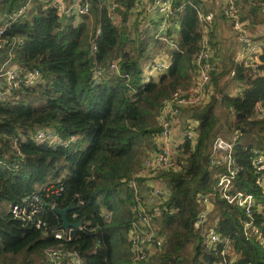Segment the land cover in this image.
<instances>
[{
	"label": "trees",
	"instance_id": "16d2710c",
	"mask_svg": "<svg viewBox=\"0 0 264 264\" xmlns=\"http://www.w3.org/2000/svg\"><path fill=\"white\" fill-rule=\"evenodd\" d=\"M22 1L1 0L0 11ZM88 2L95 26L100 27L93 53L88 37L89 16L77 25L62 27L54 9H39L7 32L25 36L15 61L21 67L40 69L44 81L22 87L18 90L20 96L0 103V159L6 163L0 164V264H24V259L34 264L35 257H40L46 247L57 245L76 250L85 264H114L119 255L112 231L119 226L127 232L133 202V191L120 179L140 168L141 158L134 156L141 151L143 141L147 144L146 155L155 147L159 107L175 90L187 88L194 80L192 59L200 39L196 10L211 8L218 16L222 14L215 2L176 0L185 3L178 35L181 51H170L169 69L142 86L141 59H152L154 52L152 56L145 50L136 52V41L125 33L133 0H115L124 23L121 26L108 18L105 0ZM152 42V49L162 46L156 40ZM112 58H119L122 75L107 74L93 85L94 65L105 66ZM260 60L264 61V48ZM263 67L260 64L254 70L232 62L233 76L229 75L230 70L214 75L210 101L186 111L187 118L197 122L196 141L184 140L178 145L174 166L161 174L170 193L156 217L164 243L153 257V264H213L221 257L206 248L194 227L202 207L197 201L200 193L211 196L214 209L210 215L216 219L217 230L231 240L232 252L238 256L235 264H264L256 237L246 239L243 235L242 210L222 200L214 187L215 175L223 166L209 160L213 138L218 134L229 139L237 130L233 156L239 170L234 187L257 197L261 209L255 211L254 220L264 236V194L256 183L259 176L264 178V169L256 172L252 165L254 150L264 155V118L253 116L255 104H264V75L258 72ZM236 86L241 89L232 94ZM220 109L223 120L218 117ZM45 126L53 127L64 138H77L67 147L35 143L31 135ZM17 159L18 165L13 168ZM52 183L63 189L60 195L45 198L42 187ZM34 192L45 202L41 218L47 224L46 231L23 222L9 210L10 204L19 203ZM70 203L68 220L81 224L70 227L69 241H60L54 233L63 229L61 218L51 206L64 208ZM108 212L109 220L104 216ZM189 246L192 254L186 259ZM125 256L126 252L123 259L128 261Z\"/></svg>",
	"mask_w": 264,
	"mask_h": 264
},
{
	"label": "built area",
	"instance_id": "2783aa9c",
	"mask_svg": "<svg viewBox=\"0 0 264 264\" xmlns=\"http://www.w3.org/2000/svg\"><path fill=\"white\" fill-rule=\"evenodd\" d=\"M1 1V0H0ZM205 3L215 2L220 6L221 16L214 9H197V21L200 31L198 50L194 53L192 63L194 80L185 89L175 90L159 107L156 122L158 131L153 139L155 147L146 155L139 171L130 177H122L120 181L133 191V202L130 205L131 218L127 230V242L129 246V264H153V257L162 249L164 236L160 232L156 217L160 213V205L169 196V189L152 183L153 178H159L165 171L170 170L175 163L174 146L180 145L184 140L196 141L194 127L195 120L187 118L185 111L200 105H205L214 95L213 77L219 70L218 62L211 48V35L216 21L219 17L229 22L232 32L235 34L238 50V63L251 67L254 70L261 62L260 55L264 48V34L259 33L260 38L254 39L247 22L243 19L242 5L237 0H201ZM108 9V18L116 25L121 26L122 16L116 11L120 7L115 0H105ZM185 3L176 0H133L129 8L125 24L128 35L137 41V36L146 38L147 46L153 45V40L163 44V50L148 62H145L139 77V83L143 86L153 82L159 75L166 72L171 65L170 51H181L178 46V35L180 29V17ZM51 8L56 11L60 25H77L84 16L90 14V3L88 0H23L14 8L0 11V103L17 98L16 91L22 87H33L42 83L43 75L36 67H21L16 61L17 51L24 45L26 39L21 34H8V30L14 24L30 19L39 9ZM129 22H133L129 23ZM131 31V32H130ZM100 34V27L96 25L93 32L89 33V44L91 52L97 50L96 39ZM159 53V54H158ZM119 58L110 59L105 66L94 65L91 73V82L96 85L108 75H122L118 65ZM264 75V67L258 71ZM230 69L229 75H234ZM257 73V72H256ZM124 77L128 79L126 74ZM184 114L183 127L181 129V141L177 144L171 143L172 129L177 122V117ZM253 116L256 119L264 118V104L257 102L254 106ZM239 132L235 130L227 139L216 135L211 143L209 160L223 170L215 175L214 187L218 196L227 204L233 205L243 212L240 220L241 229L246 239L256 237L263 250L264 258V236L261 235L258 225L255 224V211L261 209L257 197L249 192L237 190L234 180L239 167L233 156L235 141ZM67 138V140H64ZM62 137L53 127L45 126L38 128L31 139L37 144H45L48 147H67L76 140L75 135ZM16 147V141L13 142ZM252 165L256 172L264 169V155L253 151ZM18 159L14 161L13 168L17 167ZM0 164L5 165L0 159ZM256 183L264 194V178L259 176ZM62 186L48 184L42 187L44 196L60 195ZM208 193L197 194V201L202 208L198 212L194 222L195 229L201 234L206 248L220 253L221 257L213 264H235L238 256L232 252L231 240L223 236L216 228V219L209 221L214 209V204ZM45 202L40 194L34 192L19 203L10 204V212L23 222L31 223L35 228L47 230L46 222L41 218L44 212ZM52 205L51 207H53ZM110 212L105 213L107 220ZM75 216V215H74ZM73 216V217H74ZM54 238L62 241L71 239V228L59 230L54 233ZM221 245L220 250L218 249ZM42 264H85L79 253L63 245L48 246L42 252ZM250 264V263H249Z\"/></svg>",
	"mask_w": 264,
	"mask_h": 264
},
{
	"label": "rangeland",
	"instance_id": "374dc122",
	"mask_svg": "<svg viewBox=\"0 0 264 264\" xmlns=\"http://www.w3.org/2000/svg\"><path fill=\"white\" fill-rule=\"evenodd\" d=\"M237 1L239 3H241V5L244 4V5H242V12H243V19L247 22V28L249 29V27L255 26V28L258 29V30L256 29L258 31V33H263L264 34V0H237ZM88 16L90 17V22L88 21L89 22L88 35H89V33L93 32V30H94V27H95L94 18L95 17L91 13ZM219 18H221V17H219ZM129 23L133 24V22H129ZM125 26H126V24H125ZM125 28H126V30H125L126 32L125 33H127V32L129 33L127 26ZM131 35L132 36L134 35L136 37V39H137L136 48L134 47L136 52H138V51L141 52V51L145 50L144 52L146 54L152 56V53L156 49L160 48L159 47V48L152 49L151 48L152 45H150V46H142V45H146V42H148V41L146 40V38H141L142 36H137V32L136 31H134V34L131 33ZM213 35L214 34L212 32V35H211V48L213 49V51H214L213 55L215 56V59L217 60V53L220 51V47L217 46V45H215L216 47L214 45H212V44H214V41H215V40H213V38H214ZM162 46H163V44H162ZM160 50H163V47L161 49H159V51ZM132 52H135V51L132 50ZM157 52H158V50L156 51L155 55L157 54ZM155 55H153V56H155ZM188 73L190 74V70L188 71ZM191 75H192V73H191ZM231 91H232V93H236L237 92V91L234 92L233 89ZM16 94H18L20 96L19 91H16ZM223 113L224 112H223V110L221 111V109L218 111V117L220 119H222V120H223ZM64 140H67V138H65ZM145 147H147V144L145 143V141H143L141 143V148H140L141 151L136 156H134L135 159H138L139 156H140V158H141V163H140V166H139L140 168H141V165L143 164V161H144V159L146 157L145 153L148 151L147 148H145ZM176 147L177 146H174V152H176ZM138 163H139V161H138ZM140 168L137 169L134 173L139 171ZM158 179L159 180L161 179V181L163 183L166 182L165 176H163V175L160 176V178H158ZM164 186L167 187V184L164 183ZM211 220L214 221L215 218L214 217L209 218L210 222H211ZM112 234H113V237L116 238V245H117L116 253L119 255L118 257H116L114 259V264H129L130 260H129V246H128V242H127V232L124 229H121L119 226H115L113 228ZM125 252H126V256L125 257H128V261H125L123 259V256H124ZM191 254H192V249H191V246H189L187 248V250L185 251L184 257L186 259H188L191 256ZM40 258H42V255L40 257L39 256L35 257L36 261H35L34 264H39ZM26 261H27L26 259L23 260L24 264H29ZM41 262H42V260H41Z\"/></svg>",
	"mask_w": 264,
	"mask_h": 264
},
{
	"label": "crops",
	"instance_id": "0c3cea01",
	"mask_svg": "<svg viewBox=\"0 0 264 264\" xmlns=\"http://www.w3.org/2000/svg\"><path fill=\"white\" fill-rule=\"evenodd\" d=\"M242 5H244V4H242ZM256 29L257 28H255V26L249 27V32L251 33V35L253 36L254 39H257V38L259 39L260 36H259L258 31H257L258 29L257 30ZM212 32L214 34L213 40H215L214 44H212V45H214V46L217 45L220 47V51L217 53V62L219 65V67H218L219 70L215 73V75H216L217 73L227 72L228 70H230L231 63L237 61L239 45L237 43V40L235 38L234 33L232 32V30L230 28L229 22L225 21L224 19L219 18L218 22L216 21ZM162 47H160L159 49H161ZM159 49H156L154 51V55H155L156 51ZM161 51L162 50H160V52ZM141 61H142V65H141V68H142L144 63L148 62V61L144 62L142 59H141ZM240 89H241L240 86H236L233 88V91L239 92ZM184 113H186V111ZM184 119H185L184 114H181L179 117H177V122L175 123V125L172 129V140H171L172 144L173 143L177 144L181 141V129L183 127ZM152 183L160 185V186H164L165 182L163 183L161 181V179L159 180L158 178L157 179L153 178Z\"/></svg>",
	"mask_w": 264,
	"mask_h": 264
},
{
	"label": "water",
	"instance_id": "95a60500",
	"mask_svg": "<svg viewBox=\"0 0 264 264\" xmlns=\"http://www.w3.org/2000/svg\"><path fill=\"white\" fill-rule=\"evenodd\" d=\"M47 204V203H46ZM52 209L60 216L61 218V228L66 229L67 227H78L81 224V221L71 223L67 218V213L72 209L71 203L64 207L59 208L57 206H53Z\"/></svg>",
	"mask_w": 264,
	"mask_h": 264
}]
</instances>
